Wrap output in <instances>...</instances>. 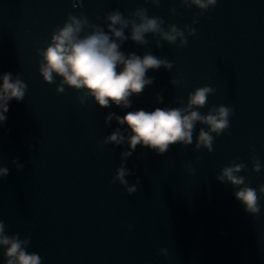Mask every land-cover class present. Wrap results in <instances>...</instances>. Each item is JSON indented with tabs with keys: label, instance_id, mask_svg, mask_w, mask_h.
<instances>
[{
	"label": "clouds",
	"instance_id": "1",
	"mask_svg": "<svg viewBox=\"0 0 264 264\" xmlns=\"http://www.w3.org/2000/svg\"><path fill=\"white\" fill-rule=\"evenodd\" d=\"M151 3L154 7L160 6L159 0H151ZM191 4L207 11L209 5L215 7L217 0H191ZM184 5L191 7L187 0H184ZM171 12L175 14V9H171ZM200 14L202 15L203 11ZM132 15L139 20V23L137 19L126 18L119 10L106 13L109 31L105 32L102 27L90 24L83 13L79 16L69 13L63 27L57 26L52 32L51 43L44 49L36 50L37 55L42 57L39 61V73L43 81L49 84L54 83L53 74L55 73V76L62 78L56 87L57 93H64V86L67 85L78 91L83 90L82 96L78 97L81 104H84L85 98L90 96L101 108L109 107L110 102L118 107L130 108L129 98L133 94H141L145 86H150L154 82V77H148L146 73L161 67L170 71L173 63L167 58H158L151 53H145L143 56L129 53L126 56L120 51L121 44L129 39L125 36L124 30L131 25L130 39L140 45L148 44L145 36L149 33H158L170 45H177L176 41L179 38L177 47L180 48L188 44L187 36L181 28L171 25L168 31H164L162 25L165 21L159 16L150 18L146 8L138 7ZM197 22L193 20L194 24ZM86 27L92 28L91 33L81 35ZM184 27L188 30V36L196 35L194 28L188 25ZM117 40L120 43H117ZM157 46H160L159 41ZM171 83L177 85L181 81L172 79ZM26 89L27 84L20 79V73H17L15 80L11 73L3 74L2 84H0V125L6 123L5 114L9 111V102L12 99L21 102L25 97ZM215 91L207 85L196 88L194 92L188 94L187 106L182 108L157 107L150 112L140 109L129 111L122 117L109 113L105 118V124L115 117L119 125H127L130 135L125 137L117 128L103 143L111 142L114 145H120L127 140L129 150L122 153L124 158L132 156L137 145L162 156L169 151L170 145L191 144L195 124L200 122L208 126V131L203 128L199 130L196 148L199 149L203 145L211 153L214 139L230 127L229 117L234 114L233 108L223 105L219 107L213 105L208 114H201L199 109L206 106L208 96ZM156 99L158 103L163 101L159 93ZM211 133H215L216 136L214 137ZM29 147L31 148L32 145ZM11 162L16 165L17 171L23 169V164L19 163L18 158ZM124 163L126 160H122L121 167L116 170V176L112 182L119 180L126 187L127 194L131 195L137 192V185L141 181L137 177L136 184L128 186L124 177L134 173L127 170L123 166ZM183 167L189 172H194V169L187 164ZM243 170H245L243 163L233 162L231 166L224 167L216 179L221 183L227 180L233 186H243L235 191V198L241 202L246 213L255 217L260 212V201L264 199V184H261L258 189L250 187L244 176L237 175ZM252 171L256 173L261 171V163L257 158H254ZM8 175L9 168L0 167V178H6ZM30 242V235L23 240L18 234L5 235V222L0 220V246H4L5 264H41L42 258L37 253L26 251V246ZM159 254L167 257L168 250L161 248Z\"/></svg>",
	"mask_w": 264,
	"mask_h": 264
}]
</instances>
